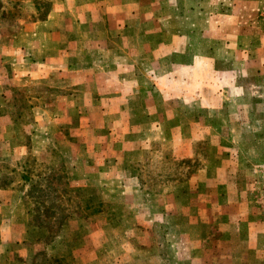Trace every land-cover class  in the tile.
Here are the masks:
<instances>
[{"label":"crops","instance_id":"obj_1","mask_svg":"<svg viewBox=\"0 0 264 264\" xmlns=\"http://www.w3.org/2000/svg\"><path fill=\"white\" fill-rule=\"evenodd\" d=\"M22 1L32 2L34 18L12 22L9 3L0 0V164L42 162L50 150L66 166L69 186H100L110 204L64 224L88 233L102 226L100 240L66 237L80 242L67 253L69 264H147L148 257L159 264L156 240L136 234L164 226L158 220L181 213L188 200H196L200 219L252 207L263 190L254 184L264 180V33L219 26L225 0H210V10L203 0H47L44 17L34 0ZM208 16L207 33L202 22ZM172 21L181 26L170 28ZM204 50L212 53L209 60ZM219 53L227 54L224 61ZM209 79L226 80V88L207 93ZM252 145L263 148V156L249 154ZM168 154L202 163L167 185ZM144 163L161 167L156 176L164 187L157 194L142 188ZM12 186L0 187V200L7 208L8 201L17 203L24 219L3 221L5 247L11 225L26 223L21 197L27 186ZM230 196L241 197L237 207ZM195 228L202 247L208 231L200 221ZM13 242L31 249L23 236ZM91 243L102 247L77 250ZM123 245L128 250H120ZM30 252L20 254L22 264H31L36 253Z\"/></svg>","mask_w":264,"mask_h":264},{"label":"rangeland","instance_id":"obj_2","mask_svg":"<svg viewBox=\"0 0 264 264\" xmlns=\"http://www.w3.org/2000/svg\"><path fill=\"white\" fill-rule=\"evenodd\" d=\"M6 1L9 3L6 7H8L7 16L10 21H17L18 16L27 20L34 18V14L28 13L32 8V2L26 3L22 0ZM209 1L203 0L204 9L208 8L210 10L211 5ZM34 2H36V6L39 9L38 16L44 17L49 9L48 1L34 0ZM218 12H221L219 13L221 17V19L219 18V26H222L224 29H234L236 26L241 25L252 33H264V0H225V3H222V9L220 8ZM212 22L209 16L202 22V28L207 33L211 31ZM180 26V21H172L169 27L178 28ZM252 37L256 39V36ZM206 39L207 37H202L203 44H207V42L209 44L210 40ZM203 53L205 54L204 58L207 60H209L208 56H212V53L210 55L206 50ZM226 55L219 53L218 59L224 61L220 57ZM229 56L231 59L234 58L232 54H229ZM205 73L207 71L203 73L204 76L207 75ZM225 82L226 80H222L216 84L215 80L209 79L206 82V92L210 93L214 87L218 86V89H225ZM222 115L223 113L220 112L219 118L225 119ZM199 151L203 155V147L199 146ZM248 152L254 157L263 156V148H260L258 145H252L251 153L250 149H248ZM55 155V153L48 150V154L44 156L45 158L43 157L42 162L38 161L35 163L34 158H26L21 161L15 160V163L11 162L13 166H10L9 163L0 164V187L8 188V186L14 185L12 187L25 189L23 183L19 182L20 175L23 174L22 170L24 169L29 174L39 175L35 179L36 182L33 186L36 194L33 191L31 195L26 196L28 194V186L24 194L22 193L21 198L26 208V223L24 227H13L11 225L10 232H7L9 237L7 238V242H9V239L12 241L6 247L0 246V264H22L20 254H26L28 251L31 253V249L33 255L36 253L31 264H69L67 253L71 252V248H73L72 251H76V247L74 248V246L80 245V242L74 244L72 242H65L67 236L74 237L75 239V237L79 238L90 235L97 240L102 239V226L92 229L89 233L87 228L80 229L78 232H72V230L68 229V226H64L69 220L81 222L84 219L86 220L87 217L93 214L91 210L97 207L101 208V210L102 207L110 209V204L106 202V196L102 195V187L100 186L87 187L81 183L69 186L70 183L66 179V166ZM37 156L41 158L39 155ZM167 157H172V154H168ZM201 163L200 159L194 161L188 159L174 160L172 157L169 169L164 172L167 176L164 184L174 185L179 183L191 170ZM143 165L140 168L141 170H139L141 184H143L142 188L147 192L157 194L164 187L161 178L156 176L159 173L157 169H161V167H152L146 163ZM260 168L264 174V165ZM260 184L263 190H261L260 197L256 196L254 198L256 201L252 199V207L249 210H243L244 207L241 206L233 213L227 214L226 212L221 213L219 211L214 214L213 219L209 216L200 219L194 210L196 200L190 199L184 205L185 209L181 213L167 216L163 222L158 220L157 223L164 224V226L161 225L159 228L156 226L151 229L146 228V231L138 232L136 235H144L149 240L151 238L156 240L158 244L155 246H158L164 259V262L159 264H264V180H257V184L254 185L260 186ZM231 190H235L237 195L241 192L239 189ZM35 195H37V198H34L36 197ZM240 198L238 197L237 199L234 196H230L228 201H232L233 199L232 203L234 207H237L239 202L242 201ZM102 200L105 201L104 204H102ZM4 204L0 200V232L3 221L7 224L10 218L16 221L24 219L22 213L21 215L18 213L17 203L12 204L8 201L7 204H10L9 208ZM227 215L230 216L229 219H227ZM34 221L36 225H40V228L36 232H33V229L28 227V224ZM199 221L203 223L204 231L207 230L209 236L202 243V247L198 244V232L200 229L195 228L196 223ZM213 222L214 227L210 228ZM98 223H102V219ZM75 225L77 226L78 224L76 223ZM48 226L51 228H46ZM3 228L7 229L5 225ZM50 229L54 231L52 235L50 234ZM72 234L74 235L72 236ZM21 236L25 237L31 249L29 248L26 251L25 248L13 242L15 238ZM51 236L55 243L52 246H48L46 243H48V238ZM75 240L77 241V239ZM94 247L98 248L100 245L86 244L77 250L87 248L86 251L91 249L92 252ZM119 249L128 250V247L127 245H123ZM45 251L49 254L55 253L54 256L57 255L58 258L56 259L58 261L55 258H53L54 260L51 259L52 257L47 255ZM145 261L147 264H158L152 261L150 257L145 258ZM142 262L144 261L140 260L139 264H142ZM76 264H86V262L78 260Z\"/></svg>","mask_w":264,"mask_h":264},{"label":"trees","instance_id":"obj_3","mask_svg":"<svg viewBox=\"0 0 264 264\" xmlns=\"http://www.w3.org/2000/svg\"><path fill=\"white\" fill-rule=\"evenodd\" d=\"M22 172H23V174L22 175H20V180H19V182H22L23 183V185L25 186H28V194L26 195V196H29V195H31L32 194V192L34 191V185H35V182H36V178L34 177L35 176V174H29V173H27V170L26 169H24V170H22ZM35 192V191H34ZM35 194H36V192H35ZM33 196V195H32ZM36 197H34V198H37V195H35ZM97 208H95V209H92L91 210V212L92 213H95L97 210H96ZM30 225L34 228V229H39L40 227V225L38 224V225H36V223H35V221L34 222H30ZM46 228H51V227H46ZM54 233V231L53 230H51L50 229V234L52 235ZM48 242H50V241H53V237L51 236L50 238H48Z\"/></svg>","mask_w":264,"mask_h":264}]
</instances>
